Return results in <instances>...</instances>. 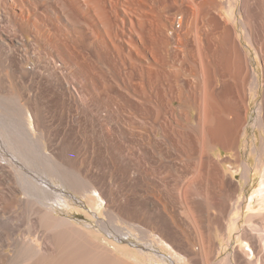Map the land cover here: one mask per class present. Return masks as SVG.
Segmentation results:
<instances>
[{
	"label": "bare ground",
	"instance_id": "obj_1",
	"mask_svg": "<svg viewBox=\"0 0 264 264\" xmlns=\"http://www.w3.org/2000/svg\"><path fill=\"white\" fill-rule=\"evenodd\" d=\"M0 264H264V0H0Z\"/></svg>",
	"mask_w": 264,
	"mask_h": 264
},
{
	"label": "rangeland",
	"instance_id": "obj_2",
	"mask_svg": "<svg viewBox=\"0 0 264 264\" xmlns=\"http://www.w3.org/2000/svg\"><path fill=\"white\" fill-rule=\"evenodd\" d=\"M249 189H250V190H249ZM251 192H252V189H251V188H248V194H251ZM80 204H81V203H80ZM81 205H82V206H80V209H79V210H81L82 213H80V211H79V212H77V211H75V210L73 211V213L76 214L77 216L80 215V216H79L80 219L77 218L78 220L76 219L75 221H77V222H86L87 220H85L86 218L84 217V214H83V213H84V212H85V213H88L89 211H91V209H90V208L88 209V207H87L86 205H84V204H81ZM84 209H85V211H84ZM86 211H87V212H86ZM80 220H81V221H80Z\"/></svg>",
	"mask_w": 264,
	"mask_h": 264
}]
</instances>
